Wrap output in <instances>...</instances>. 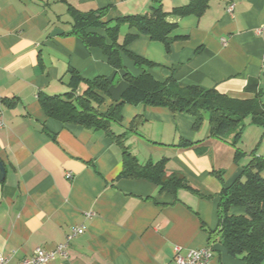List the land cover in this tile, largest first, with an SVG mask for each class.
Instances as JSON below:
<instances>
[{"label":"crops","instance_id":"1","mask_svg":"<svg viewBox=\"0 0 264 264\" xmlns=\"http://www.w3.org/2000/svg\"><path fill=\"white\" fill-rule=\"evenodd\" d=\"M186 1L69 3L81 11L105 8L100 21L111 24L124 15L149 13L159 2L169 10ZM168 19L177 23L168 50L144 34L126 47L157 63L149 70L156 79L172 76L180 87L214 88L229 98L254 99L264 108V0H210L199 17ZM70 31L67 4L61 0H0V161L5 168L0 254L7 264H21L36 247L54 251L50 264H168L175 247L182 254L209 247L211 264H245L222 247L217 235L210 240L205 228L217 227L221 187L240 175L252 153L264 157L263 127L248 116L239 137L236 129L213 136L208 116L194 129L189 114L125 100L121 121L111 124L113 132H127L124 145L138 162L166 158L164 171L182 175L191 188L178 189L174 197L158 192L147 179L119 177L121 150L110 136L63 124L40 106L39 94L73 88L70 68L84 79L113 80L107 94L98 91L100 112L126 99L123 71ZM89 31L105 35L103 28ZM126 33L136 30L123 25L118 40ZM122 61L132 74L141 73L127 56ZM85 87L78 83L76 93ZM136 115L142 118L129 131ZM74 227L83 231L68 239ZM60 244H66L63 252L55 250Z\"/></svg>","mask_w":264,"mask_h":264},{"label":"trees","instance_id":"2","mask_svg":"<svg viewBox=\"0 0 264 264\" xmlns=\"http://www.w3.org/2000/svg\"><path fill=\"white\" fill-rule=\"evenodd\" d=\"M67 4L70 16L71 34L78 36L88 47H98L107 57V62L116 71L122 70V79L129 87L124 94L126 99L110 106L105 112L99 111L103 97L98 91L108 93L112 79L97 76L84 79L70 68L72 89L63 94H39V103L47 117L54 118L63 124L80 125L86 129L101 130L110 136L120 147L122 170L119 177L144 178L153 182L158 192H168L174 197L180 188H191L187 180L178 173L167 174L164 171L166 158L157 162L140 163L124 145L126 131L115 134L111 124L121 121V108L125 100L131 104L142 103L150 106H164L171 112H180L194 118L193 128H199L208 115L210 134L223 136L226 131L236 129L235 137H239L244 119L249 116L250 122L264 129V108L254 99H233L219 93L214 88L199 85L180 87L170 76L166 80H158L150 69L157 63L144 56L135 54L126 47L137 34H144L164 43L169 49L170 33L177 23L168 17L201 16L210 0H187L186 3L163 8L159 2L151 6L145 14L124 15L116 18L111 24L100 21L105 8L81 11L71 5L69 0H61ZM123 25L134 28L136 34L126 33L118 40ZM103 28L105 35L89 31L91 28ZM122 55L131 59L142 71L138 75L125 69ZM83 82L86 87L76 93V86ZM76 85V86H75ZM0 101H2L0 99ZM142 115H136L130 122L129 131L135 130ZM181 144L188 145L187 140ZM240 153L235 150V157ZM197 192L195 189H191ZM217 203L218 224L214 230L205 228L210 240L217 235L218 242L232 256L238 257L245 264H263L264 261V157L252 153L250 160L242 166V171L228 186H222ZM232 207L239 210L233 212Z\"/></svg>","mask_w":264,"mask_h":264},{"label":"built area","instance_id":"3","mask_svg":"<svg viewBox=\"0 0 264 264\" xmlns=\"http://www.w3.org/2000/svg\"><path fill=\"white\" fill-rule=\"evenodd\" d=\"M233 5L228 6V10H231ZM4 125L2 119V108L0 103V128ZM83 231L80 227H74L72 233L68 235V239L73 235L81 233ZM66 244H60L56 247V251L63 252ZM54 256V251L46 250L42 247H36L31 256L25 258L21 264H50L51 259ZM212 251L209 247L188 249L185 254L180 252V247L174 248L173 259L168 264H211ZM8 258L0 254V264H7Z\"/></svg>","mask_w":264,"mask_h":264},{"label":"water","instance_id":"4","mask_svg":"<svg viewBox=\"0 0 264 264\" xmlns=\"http://www.w3.org/2000/svg\"><path fill=\"white\" fill-rule=\"evenodd\" d=\"M4 176H5V168L2 162L0 161V182L4 179Z\"/></svg>","mask_w":264,"mask_h":264},{"label":"rangeland","instance_id":"5","mask_svg":"<svg viewBox=\"0 0 264 264\" xmlns=\"http://www.w3.org/2000/svg\"><path fill=\"white\" fill-rule=\"evenodd\" d=\"M205 116H208L207 113L204 114Z\"/></svg>","mask_w":264,"mask_h":264}]
</instances>
